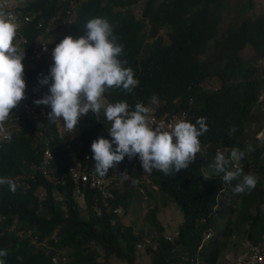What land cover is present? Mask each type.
<instances>
[{
	"label": "trees",
	"instance_id": "trees-1",
	"mask_svg": "<svg viewBox=\"0 0 264 264\" xmlns=\"http://www.w3.org/2000/svg\"><path fill=\"white\" fill-rule=\"evenodd\" d=\"M251 9L252 0H27L23 10L34 20L27 22L24 34L31 43L41 32L36 27L39 18L45 25L54 18L53 25L63 27L54 36L57 43L69 35L85 34L87 20L106 18L123 45L120 59L138 79L131 92L107 89L106 104L126 101L134 110L137 103H152L155 96L159 115L185 110L187 121L205 117L208 130L199 140L208 147L205 154L197 152L187 168L173 174L135 170L137 182L127 180L109 206L102 205L101 195L89 187L83 207L70 170L75 163L84 164L86 154L91 157L89 169H94L92 141L101 136L112 139L111 122L102 116L103 110L99 120L91 111L85 114L74 138L60 134L48 118L15 126L12 139L0 142V176L19 182L14 192L7 183L0 184V248L8 252L6 264H108L112 257L137 264L140 251L150 258L149 264H195L196 258L200 264H224L225 253L237 254L239 246L246 250L245 242L260 241L264 231V106L260 103L264 67L259 61L264 59V13L249 15ZM49 68L46 63L24 68L26 83L42 87L39 79ZM254 123L256 128L249 134ZM45 127L53 153L47 173L37 167L44 156L38 132ZM225 147L226 157L233 147L243 152L250 149L244 164L230 162L229 167L234 164L258 177L251 190L234 192L241 177L225 182L222 173L208 167ZM56 175L62 179L57 181ZM167 201L183 215L172 230L159 218L160 204ZM141 202L145 203L144 225L135 228L123 221L122 214ZM95 203L102 205L101 214L94 210ZM206 230L214 234L203 244ZM30 232L47 238L49 247L30 243ZM60 253L65 261L52 260Z\"/></svg>",
	"mask_w": 264,
	"mask_h": 264
},
{
	"label": "clouds",
	"instance_id": "clouds-1",
	"mask_svg": "<svg viewBox=\"0 0 264 264\" xmlns=\"http://www.w3.org/2000/svg\"><path fill=\"white\" fill-rule=\"evenodd\" d=\"M26 2L27 0H0V142L12 139L15 126L46 118L55 123L60 134L74 138L79 133L76 126L85 114L91 111L99 120L103 110L102 116L111 122L108 133L112 139L101 136L92 141L94 169H89V154L85 155L84 164L80 162L79 166L75 163L73 167L86 172L94 171L100 177H105L113 167L122 169L123 179H119V184L113 190V197L107 198L106 206H109L116 190H120L127 180L131 179L133 184L137 182L133 178L135 170L143 169L147 173L156 169L169 175L187 168L194 161L197 152L206 153L208 145L199 140L208 130L205 117H198L195 122L187 121L188 113L185 110L159 115L155 96L151 98L152 103H137L134 110H130L126 101L106 104L103 94L107 89L118 87L131 92L138 84L133 70L125 67L126 61L120 59L123 45L117 41L113 26L106 18L94 17L87 20L84 25L85 34L76 38L66 36L59 43L54 36L59 35L63 27L54 26V18L51 25H45L42 18H39L36 27L41 32L31 43L24 30L30 24L27 22H32L34 17L23 10ZM74 19L75 16L69 18L68 23ZM42 63L50 65L49 72L39 79L42 87L31 88L24 79V68L37 67ZM151 115H155L160 123L151 126ZM174 116L178 118L175 122L167 125L161 122ZM45 129L46 127L38 132L44 156L37 167L43 173V168H48L53 159L51 134L48 129L45 134ZM226 150L227 147L217 151L208 167L215 174L222 173V180L225 182L241 177L233 188L236 193L254 188L257 176L251 172L245 173L243 168L235 167L234 164L229 167L230 162H235L236 166L244 164L237 161H241L245 153L233 147L226 157ZM70 176L72 178L71 170ZM59 177L62 179L60 175ZM60 179L56 177L57 181ZM72 180L74 181L73 178ZM4 183H7L9 191L14 192L16 183L19 182L16 178L0 176V184ZM89 187L101 195L102 205H105L102 193L90 185L83 189L84 195H77L81 204L84 205L85 192ZM40 193L42 195L43 189ZM225 193L221 195V201L225 198ZM96 205L101 207L102 212V205L95 203L93 207ZM207 233L210 235L207 236ZM213 234L212 230H206L202 243L213 237ZM28 237L34 246L49 247L48 239H41L38 233L30 232ZM248 243L243 252H228L238 257V264H243L254 244ZM7 255V250L0 248V264H6L4 257ZM53 256L54 261H59L60 258L65 261L61 253ZM195 261V264L201 262L198 258Z\"/></svg>",
	"mask_w": 264,
	"mask_h": 264
},
{
	"label": "built area",
	"instance_id": "built-area-1",
	"mask_svg": "<svg viewBox=\"0 0 264 264\" xmlns=\"http://www.w3.org/2000/svg\"><path fill=\"white\" fill-rule=\"evenodd\" d=\"M183 115H185L183 113ZM178 120L177 116H174L170 118L168 121H161L164 122L165 125H167L169 122H175ZM160 122L156 118L155 115H151V126H155L159 124ZM47 154L49 152L47 151ZM48 163V159L45 160V164ZM128 163V162H127ZM45 164L43 167H45ZM129 164V163H128ZM44 172L47 173V168H43ZM123 174L121 168H112L111 171L107 172L105 177H100L96 172H86L84 170L78 169L76 167L71 168V175L72 178L74 179L76 183V191L77 193L84 195L83 189L87 186L90 185L93 188L98 189L105 201V205L108 204V197H113V190L116 188V186L119 184V179H123ZM57 179H60L59 176H56ZM95 210L97 211L98 214L101 213V207L96 205ZM118 212L121 211L120 208L117 209ZM210 234L207 233V236ZM243 264H264V231L262 233V237L259 243L257 244H252L251 248L249 250V253L243 260Z\"/></svg>",
	"mask_w": 264,
	"mask_h": 264
},
{
	"label": "rangeland",
	"instance_id": "rangeland-1",
	"mask_svg": "<svg viewBox=\"0 0 264 264\" xmlns=\"http://www.w3.org/2000/svg\"><path fill=\"white\" fill-rule=\"evenodd\" d=\"M231 1H233V0H231ZM0 13H1V9H0ZM253 13H256V14L264 13V0H252V9L250 10L249 15H251ZM249 53L250 52H247L246 56H248ZM259 63L262 65V67H264V59L259 61ZM260 103H261V107H263L264 106V92L260 96ZM254 128H256L255 123L251 127H249V129H248L249 134L251 133V131ZM261 135H262V133H259L258 137H261ZM222 152H224V151H222ZM244 153H245V157H243L241 161H237V163L242 164V163L246 162L247 157L249 156V153H250V149H247L246 151H244ZM82 206L84 207V205H82ZM175 207H177V206H175V204L172 203L171 201H167V204H165V205L160 204L161 210L159 213V218L162 221V223L164 220V222H167L169 225H171V228L169 230L176 229L178 221H182L183 215H182V212L180 211V209L178 207H177V218H175V215H176V213H175L176 208ZM144 212H145V203L141 202V203H136V204L132 205L130 208V211L127 215H123L122 214L123 211H121L120 215L122 214V219L125 223L133 224L135 226V228H140L144 225ZM247 244H248V242H245L246 247H247ZM241 248L242 247L239 246L238 251H244V248H242V249ZM227 254L228 255H226V253H225V255L222 256L223 257L222 259L224 260V264H238L237 263L238 257H235L233 254H229V253H227ZM224 256H226V257L224 258ZM147 257L148 256L145 252L140 251L139 257L137 259V264H149L150 258H147ZM108 264H127V263L124 261H121L117 258L112 257L110 259V261L108 262Z\"/></svg>",
	"mask_w": 264,
	"mask_h": 264
},
{
	"label": "crops",
	"instance_id": "crops-1",
	"mask_svg": "<svg viewBox=\"0 0 264 264\" xmlns=\"http://www.w3.org/2000/svg\"><path fill=\"white\" fill-rule=\"evenodd\" d=\"M165 224H166L167 228H169V229L171 228V225H169L167 222H165ZM179 224H180V221H178L177 226H178ZM177 226H176V227H177ZM248 244H249V243H248ZM244 245H245V244H244ZM245 247H246V246H245ZM241 249H242V248H241ZM241 249H240V250H241ZM229 254H233V253H229ZM243 254H244V253H243ZM243 254H241V255H243ZM233 258H234V257H233Z\"/></svg>",
	"mask_w": 264,
	"mask_h": 264
}]
</instances>
